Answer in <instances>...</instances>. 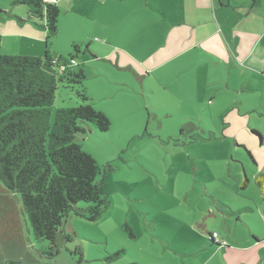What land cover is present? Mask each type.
Listing matches in <instances>:
<instances>
[{
  "label": "rangeland",
  "instance_id": "rangeland-1",
  "mask_svg": "<svg viewBox=\"0 0 264 264\" xmlns=\"http://www.w3.org/2000/svg\"><path fill=\"white\" fill-rule=\"evenodd\" d=\"M78 17L67 23L72 15L62 9L59 24L66 29L76 27L84 35L92 33L91 21ZM94 34L97 37L91 35L84 43L63 45L60 40L61 45L55 46L58 55L70 63L73 44L81 45L82 51L71 65L83 68L84 87L94 107L110 116L108 131L83 123L85 131L75 137L101 168L99 178L104 179L109 208L97 220L71 214L63 227L64 235L70 237L61 235L60 253L51 256L49 242L35 237L20 195L0 182V264H183L191 255L182 253L198 243L200 225L192 223L200 219L204 205H227L234 212L244 209L243 214L248 215V201H263L262 187L254 179L243 189L246 176L259 174L255 154L229 133L227 114L212 109L217 102L210 94L205 100L191 97L184 105L178 103L179 98L169 92L153 90L158 84L150 77L143 83L133 70H120L111 61L98 58L115 45L105 43L106 34ZM232 74L237 76L236 67ZM252 80L249 92L224 93L218 102L223 100L225 106L231 99L240 102L242 98L241 109L252 111L247 140L255 139V145L263 148L256 132L264 135V77ZM231 83L238 85L235 77ZM80 103L76 92L61 82L51 106V124L58 109ZM87 206L84 201L77 204ZM251 217L253 226L261 227L262 220ZM245 222L240 221V233H249Z\"/></svg>",
  "mask_w": 264,
  "mask_h": 264
},
{
  "label": "crops",
  "instance_id": "crops-1",
  "mask_svg": "<svg viewBox=\"0 0 264 264\" xmlns=\"http://www.w3.org/2000/svg\"><path fill=\"white\" fill-rule=\"evenodd\" d=\"M56 1L61 11L65 9L72 15L67 23L81 15L91 21L93 30L84 35L76 27L66 29L59 24V33L51 42L52 54H59L55 45H61L60 40L63 45L84 43L100 32L106 34L105 43L115 47L97 57L111 61L120 70H133L143 83L150 77L149 80L159 86L151 87L153 90L167 91L183 105L185 99L205 100L210 94L217 102L211 105L212 109H222L227 114L225 124L229 133L255 154L260 171L248 175V186L252 179L260 185L258 175L264 174V147H257L255 139L247 140L248 128L252 125L248 115L252 111L241 109L242 98L240 102L231 99L225 106L223 100H218L224 93H247L253 78L264 77V47L260 46L264 45L261 43L264 41V0ZM0 35L4 54L42 56L47 50L43 26L30 19L25 6L15 5L12 0H0ZM234 67L237 76L232 74ZM232 77L237 79V86L232 85ZM101 111L110 117L106 111ZM238 133L240 137L246 136V140H240ZM260 138L263 145L264 135L260 134ZM261 190L263 201H248L245 208L249 210L248 215L243 214L244 209L234 212V208L229 210L227 205H204L200 219L192 223L200 225L196 228L198 243L182 253L191 255L183 264H264V219L261 218L264 191ZM234 214L238 215L236 220ZM251 214L262 220L261 227L253 226ZM243 220L249 233L238 231ZM215 231L227 240V245L212 241L211 233Z\"/></svg>",
  "mask_w": 264,
  "mask_h": 264
},
{
  "label": "trees",
  "instance_id": "trees-1",
  "mask_svg": "<svg viewBox=\"0 0 264 264\" xmlns=\"http://www.w3.org/2000/svg\"><path fill=\"white\" fill-rule=\"evenodd\" d=\"M12 2L25 6L30 19L43 26L48 45L42 56L4 54L0 35V182L20 195L35 237L48 241V253L54 256L60 253V236L70 237L64 235L63 227L71 214L97 220L109 208L104 179L99 178L101 168L75 137L85 131L83 123H93L105 132L111 120L94 107L84 87L83 68L71 65L82 51L81 45L73 44L70 63L50 51L49 45L59 32L61 9L57 1ZM64 81L81 103L58 109L51 124V106ZM258 180L264 191V174ZM248 183L246 176L243 187ZM81 201L88 206L77 207ZM213 233L212 241L221 245Z\"/></svg>",
  "mask_w": 264,
  "mask_h": 264
},
{
  "label": "built area",
  "instance_id": "built-area-1",
  "mask_svg": "<svg viewBox=\"0 0 264 264\" xmlns=\"http://www.w3.org/2000/svg\"><path fill=\"white\" fill-rule=\"evenodd\" d=\"M50 1H55V0H50ZM213 237L215 238V241L220 243L221 245H227V240L221 238L220 234L218 232L213 233Z\"/></svg>",
  "mask_w": 264,
  "mask_h": 264
}]
</instances>
